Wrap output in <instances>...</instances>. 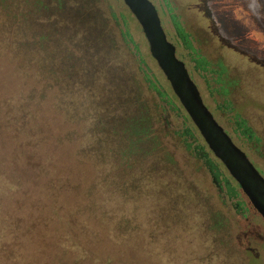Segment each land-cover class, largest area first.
<instances>
[{
  "label": "rangeland",
  "instance_id": "374dc122",
  "mask_svg": "<svg viewBox=\"0 0 264 264\" xmlns=\"http://www.w3.org/2000/svg\"><path fill=\"white\" fill-rule=\"evenodd\" d=\"M151 1L264 176V0ZM210 150L124 0H0V264H264V217Z\"/></svg>",
  "mask_w": 264,
  "mask_h": 264
},
{
  "label": "water",
  "instance_id": "95a60500",
  "mask_svg": "<svg viewBox=\"0 0 264 264\" xmlns=\"http://www.w3.org/2000/svg\"><path fill=\"white\" fill-rule=\"evenodd\" d=\"M124 1L140 22L152 55L207 145L264 217V176L204 103L185 62L177 56L175 45L167 38L155 5L151 0Z\"/></svg>",
  "mask_w": 264,
  "mask_h": 264
},
{
  "label": "trees",
  "instance_id": "16d2710c",
  "mask_svg": "<svg viewBox=\"0 0 264 264\" xmlns=\"http://www.w3.org/2000/svg\"><path fill=\"white\" fill-rule=\"evenodd\" d=\"M50 84V82H46V85L45 86H47V85H49ZM44 87V86H43ZM42 92L40 93V98L41 99H43V98H45L46 97V95L43 93V89L41 90ZM161 93H163L162 91H161ZM139 120V122L138 123H140V119H138ZM137 123V124H138ZM135 125V124H134ZM177 134L180 136V138L182 139L183 137H187V135L188 136H190L191 138H195L196 139V136H195V133H194V129H193V127L192 126H187L185 129H183L182 131H180V132H177ZM202 145L200 146V148H201V151L202 152H204V155H206L207 154V152L206 151H203L202 150ZM211 151V150H210ZM213 162L214 161H211L210 160V163L212 164L211 166H213L214 167V164H213ZM16 218V219H15ZM15 218H13L12 220H11V222L9 223V225H10V228H11V233H12V235H14V236H12V241L9 243V246H10V249H6V251L5 252H7L8 254H11V255H14V251H15V249L17 250L18 249V253H19V250H21V248L23 247V245L20 243V241L19 242H17L15 239H14V237H15V234H17V229H19V227H21V225L19 224V222H18V220H17V217H15Z\"/></svg>",
  "mask_w": 264,
  "mask_h": 264
}]
</instances>
